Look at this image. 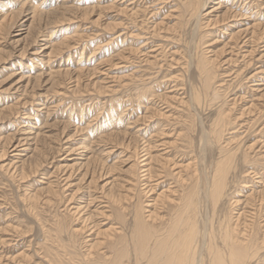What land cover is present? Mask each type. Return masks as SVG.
I'll return each mask as SVG.
<instances>
[{"label": "rangeland", "instance_id": "1", "mask_svg": "<svg viewBox=\"0 0 264 264\" xmlns=\"http://www.w3.org/2000/svg\"><path fill=\"white\" fill-rule=\"evenodd\" d=\"M188 2L0 0V264H134L138 219L168 224L223 155L199 232L241 217L264 264V0Z\"/></svg>", "mask_w": 264, "mask_h": 264}, {"label": "bare ground", "instance_id": "2", "mask_svg": "<svg viewBox=\"0 0 264 264\" xmlns=\"http://www.w3.org/2000/svg\"><path fill=\"white\" fill-rule=\"evenodd\" d=\"M187 7L192 10V15L195 18H198V10L202 9V5L199 0H189ZM14 26L15 25H11L9 27L10 30H12ZM27 30L29 31L30 28H27ZM196 67H198L200 77L204 76V86L208 88L210 83V74L208 73L207 68L205 67L203 62H200V64H198V66ZM195 97L198 101L197 95L195 96L194 94V98ZM223 125H225V123ZM204 141L205 143H207L206 139ZM233 161L234 158L231 155H227V157H225L224 155L221 156L220 160L213 166V174L211 173L212 176L209 178L208 174H205L207 177H205V180L203 182L204 189H202V192L200 191L201 189L198 186L200 176L198 175V173H196V171H194L193 173L195 174L189 177V186L186 185L184 187V189L188 188V190H190V194H187L189 196H187L186 198H184L185 196H183L179 203L180 206L177 210V212L179 211V213H177V216L175 218L170 219L168 224L164 225V221L162 220V218H157V208H154L153 213H151L147 218L153 221L160 220L159 226L161 228L158 229L157 227L151 226L149 230L147 228L146 230L144 223L140 220V218L138 219V224L136 226L137 230L134 235L137 237L135 238L134 249L132 250L133 252H135L136 257L134 264H138V262L143 258L147 259L148 264H202L204 253L207 254V264H258L255 262L260 261L262 257L260 255V251L263 247H259L256 235L251 233L249 234L248 232L245 233L243 232L244 230H242L243 235L237 233V229L239 227L238 223L241 217H238L239 220H236L234 226L233 224H230L228 222H225V225L223 224L222 227H220L221 225L219 226L220 229H218L216 233H213L215 236H219L217 239L218 243H214V239L212 241V232L207 233L208 229H206V226H204L205 229L202 227L204 230L201 229L204 233L200 234L199 232L198 219L196 218L198 203H204L205 201H208L209 204L211 203L213 209H215V207L219 205V202L223 201L225 196H228L226 195V193L228 194L227 188L229 186L227 187L226 180ZM164 171L165 168H162L158 175L160 177L164 174L167 175L166 171ZM148 188L149 192L153 190V188L147 187V189ZM163 196H161L158 200L162 208L165 206H173V204L171 203L165 204L164 202H162V199L166 198ZM204 237H207V239L205 240ZM114 248L115 244H112L111 249H113V251L116 250ZM118 250L116 252L117 255L111 259H105L104 264H124V257L129 254L124 249L123 251Z\"/></svg>", "mask_w": 264, "mask_h": 264}]
</instances>
